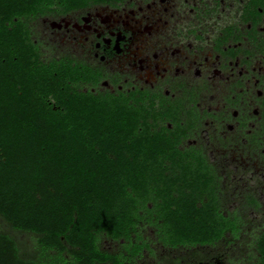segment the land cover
I'll use <instances>...</instances> for the list:
<instances>
[{
  "label": "trees",
  "instance_id": "16d2710c",
  "mask_svg": "<svg viewBox=\"0 0 264 264\" xmlns=\"http://www.w3.org/2000/svg\"><path fill=\"white\" fill-rule=\"evenodd\" d=\"M55 1L0 0V264H126L149 247L136 229L144 215L170 247L220 242L234 223L207 156L180 148L179 119L155 130L135 91L84 89L101 70L41 58L30 19ZM103 235L131 255L104 248ZM256 248L264 264V232Z\"/></svg>",
  "mask_w": 264,
  "mask_h": 264
},
{
  "label": "flooded vegetation",
  "instance_id": "af4514ba",
  "mask_svg": "<svg viewBox=\"0 0 264 264\" xmlns=\"http://www.w3.org/2000/svg\"><path fill=\"white\" fill-rule=\"evenodd\" d=\"M56 2L63 16L50 26L90 31L93 55L106 65L66 56L102 71L84 89L135 91L155 130L174 128L179 119L188 133L180 148L207 156L215 181L222 176L214 169L212 138L228 154H244L238 166L254 169L259 159L249 154H264V0H88L69 10ZM74 11L78 16L70 18ZM198 131L204 144L191 140Z\"/></svg>",
  "mask_w": 264,
  "mask_h": 264
},
{
  "label": "rangeland",
  "instance_id": "374dc122",
  "mask_svg": "<svg viewBox=\"0 0 264 264\" xmlns=\"http://www.w3.org/2000/svg\"><path fill=\"white\" fill-rule=\"evenodd\" d=\"M59 6L57 2L51 4L49 14L37 16L30 19L31 36L38 43L40 56L42 59L49 60L72 57L73 59H85L89 63H99L104 66V61L94 57V49L90 41L93 35L90 31L79 32L75 28H52L49 20L60 19L63 14H58ZM79 11H74L70 18L78 16ZM68 17V16H67ZM87 34L89 39L82 36ZM85 42V46L83 43ZM65 55V56H64ZM120 64H124L120 63ZM116 68L118 67L115 66ZM129 75V74H128ZM145 85V84H144ZM214 137V135H213ZM197 144L206 142L205 136L198 131L192 139ZM213 145L212 159L214 169L218 175V189L222 191L219 198V208L225 211V214L234 223L232 231H227L225 236L215 245H197L170 247L160 240V233L157 226L149 222L148 215L138 219L136 226L137 232L141 236V241L149 244V247L143 248L139 255L126 259V264H174L172 259L181 258L178 264H259L260 254L256 248V240L264 232V154L256 150L257 156L251 152L249 155L258 158L254 169L251 167L238 166L236 163L244 154L239 150H228L223 147L216 138L211 139ZM186 142V141H185ZM239 158V159H238ZM245 159V156L243 157ZM174 173L175 171H170ZM256 202L258 204H256ZM235 211L239 216H231ZM230 212V214L228 213ZM239 221V223H238ZM0 224L7 228L5 223ZM240 227H239V226ZM102 244L105 243L107 249L117 253H128L124 248V239L115 240L105 235L102 236ZM134 239H138L134 233ZM20 240L29 239L24 233L19 234ZM195 249L204 250L206 253H212L206 260L198 261L191 252Z\"/></svg>",
  "mask_w": 264,
  "mask_h": 264
}]
</instances>
